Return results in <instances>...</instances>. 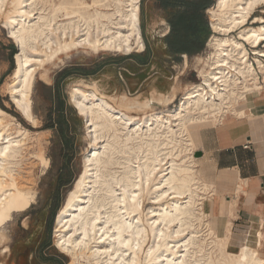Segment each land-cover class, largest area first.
<instances>
[{
	"label": "bare ground",
	"instance_id": "obj_1",
	"mask_svg": "<svg viewBox=\"0 0 264 264\" xmlns=\"http://www.w3.org/2000/svg\"><path fill=\"white\" fill-rule=\"evenodd\" d=\"M139 3L0 0V18L18 47L6 88L21 116L35 125L36 71L79 50L141 52ZM257 11L264 14V0H216L209 8L210 53L201 61L198 83L185 85L173 110L164 100L137 115L94 89L70 88L89 139L55 221L56 248L71 264H264L257 227L247 231L236 253L227 251L230 232L218 236L211 228L203 201L216 190L200 177L194 156L200 128L220 125L227 115L243 119L240 106L264 89V17H251ZM29 140L0 109V243L2 226L34 201L35 180L19 172L17 158L34 156L46 165L45 149L32 152ZM147 200L156 208L147 210Z\"/></svg>",
	"mask_w": 264,
	"mask_h": 264
},
{
	"label": "rangeland",
	"instance_id": "obj_2",
	"mask_svg": "<svg viewBox=\"0 0 264 264\" xmlns=\"http://www.w3.org/2000/svg\"><path fill=\"white\" fill-rule=\"evenodd\" d=\"M215 2L216 0L209 8H213ZM209 8L204 11V15L210 35L202 51L192 56L172 57L163 49L162 38L167 29L161 10L156 6L155 0H140L139 23L144 43V49L141 52L149 46L150 57L156 65L150 64L146 71L147 74L141 76L140 80L136 78L137 74L131 77L129 80L131 90L125 93L121 89L120 69L127 65L129 59L140 55L141 52L130 54L113 52L92 54L82 50L73 52L63 57L61 62L36 71L37 76H35L31 93L35 125L21 116L6 88L11 84V78L16 69L15 55L18 47L4 27L3 18H0V109L13 117L22 130L29 133V150L40 153L45 149L46 159L44 166L34 156L24 159L17 158L19 172L22 175L30 174L35 180L33 187L35 196L33 203L27 209L14 213L11 219L2 226L1 233L4 234L2 233L1 242L4 243H0V264H71L70 258L56 248L55 221L65 203L67 194L81 171L82 159L89 150V139L83 128L82 118L78 116L70 102V88L80 86L84 89H94L121 108L137 115L160 107L161 102L165 101L169 103L167 108L173 110L180 103L185 85L198 83L199 66L210 53L207 46L213 31L208 14ZM252 16L264 17V14L257 11ZM248 25L251 23L249 22ZM263 45L261 44L259 48ZM246 48L250 55L249 59L252 60L250 62L256 66L254 55L251 54L252 49L248 45ZM143 54L145 53H142V56ZM95 68L98 70L93 75L74 73L61 82L59 102L63 103V114L67 120V128L61 130L56 121L58 100L54 91L58 75L69 69L92 71ZM101 68L106 71H99ZM107 73L109 76L112 75L110 78L117 73L118 80H114L115 84L107 85L109 81L107 82V77H104ZM156 78L157 86H155ZM132 103L134 107L130 109L127 104ZM194 156L196 157L195 153ZM198 171L200 177L203 178L199 164ZM147 201H145L147 210L151 207L156 208L150 204V200ZM205 201H203V207ZM150 242L151 240H149V245ZM234 244L237 248L230 250V241L228 242L227 251L229 253L237 252L238 241ZM258 253L259 257L264 260V247L259 248Z\"/></svg>",
	"mask_w": 264,
	"mask_h": 264
},
{
	"label": "crops",
	"instance_id": "obj_3",
	"mask_svg": "<svg viewBox=\"0 0 264 264\" xmlns=\"http://www.w3.org/2000/svg\"><path fill=\"white\" fill-rule=\"evenodd\" d=\"M164 22L167 32L162 38L163 49L169 55L164 38L170 27L165 19ZM147 47V51L129 59L120 69L121 89L125 93L131 90V77L137 74L140 80L150 64L156 65ZM142 53L145 54L142 56ZM108 74L104 75L109 81L107 85L115 84L117 73L113 78ZM155 82L157 86V78ZM246 102L241 107L245 113L243 119L227 115L220 125L200 128L195 151L201 154L197 158L201 178L216 190L205 202L204 211L209 213L210 226L218 236L230 232V250L237 248L234 243H239L252 227L261 233L260 249L264 247V89L248 97Z\"/></svg>",
	"mask_w": 264,
	"mask_h": 264
},
{
	"label": "trees",
	"instance_id": "obj_4",
	"mask_svg": "<svg viewBox=\"0 0 264 264\" xmlns=\"http://www.w3.org/2000/svg\"><path fill=\"white\" fill-rule=\"evenodd\" d=\"M157 7L170 27L169 34L164 38L169 56H192L202 51L210 35L204 11L213 5L215 0H156ZM142 10V9H141ZM148 50L146 46L145 51ZM92 71L69 69L62 71L55 82L54 91L58 100L56 121L60 129L67 128V120L63 114V103L59 102L60 84L71 74L93 75ZM46 260H50L45 258Z\"/></svg>",
	"mask_w": 264,
	"mask_h": 264
},
{
	"label": "water",
	"instance_id": "obj_5",
	"mask_svg": "<svg viewBox=\"0 0 264 264\" xmlns=\"http://www.w3.org/2000/svg\"><path fill=\"white\" fill-rule=\"evenodd\" d=\"M200 156H201V154H200V153L196 154V157H200Z\"/></svg>",
	"mask_w": 264,
	"mask_h": 264
},
{
	"label": "built area",
	"instance_id": "obj_6",
	"mask_svg": "<svg viewBox=\"0 0 264 264\" xmlns=\"http://www.w3.org/2000/svg\"><path fill=\"white\" fill-rule=\"evenodd\" d=\"M245 148H247V147H245Z\"/></svg>",
	"mask_w": 264,
	"mask_h": 264
}]
</instances>
